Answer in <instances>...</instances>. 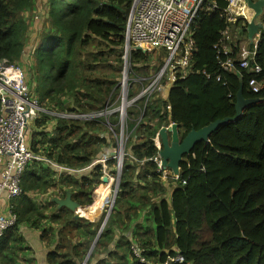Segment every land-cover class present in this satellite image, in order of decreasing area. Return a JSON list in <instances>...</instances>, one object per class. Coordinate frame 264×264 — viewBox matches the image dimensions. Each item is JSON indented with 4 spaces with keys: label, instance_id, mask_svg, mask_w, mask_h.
I'll use <instances>...</instances> for the list:
<instances>
[{
    "label": "trees",
    "instance_id": "1",
    "mask_svg": "<svg viewBox=\"0 0 264 264\" xmlns=\"http://www.w3.org/2000/svg\"><path fill=\"white\" fill-rule=\"evenodd\" d=\"M131 1L0 0V60L19 61L23 51L27 50L32 20L36 28L43 20L49 29L38 28V35L30 37L34 64L30 76L40 105L49 111L103 109L108 99L110 105L114 104L119 93L118 73L122 59L115 54L113 71L99 72L107 61L100 43L115 46L124 43L125 21ZM209 4L215 5L212 11L205 10ZM40 7L42 11L34 13V9ZM225 7L226 0H206L203 10L197 13L193 24V72L184 78L179 77L167 91L166 98L159 97L146 104L142 120L138 121L137 117L144 99L136 101L128 110L126 133L137 141L133 144L127 142L126 146H130L136 161L132 164L126 160L123 162L117 196L102 232L97 236L96 230L105 212L95 229L90 230L91 224L85 229L78 225L72 234L71 230L65 233L66 240L75 242L76 246L85 244L83 257L82 251L70 258L63 255L57 259L53 253L49 255L52 263L82 264L97 239L86 264L95 258L100 246L108 257L119 253L114 259L126 264L124 258L130 255V242L117 243L114 252L108 250L107 245L114 236V222L121 224L124 220H132L136 215L134 204L138 203L150 206L154 235L133 240L148 248L145 253L149 257L176 246L185 258L184 264H264V90L254 93L247 87L250 77L255 76L258 80L264 77V5L257 17L261 28L254 62L263 68V72L257 75L239 67L223 70L220 66L226 56H233H218L215 48L227 26L222 16ZM241 40H247L245 29ZM237 51L234 48V52ZM145 60V50H132L131 70L136 73L145 70V65H140ZM240 85L245 97L258 98L259 102L244 109L235 121L221 125L209 136L208 142L194 145L180 163V178L186 179V184L172 189L167 198L156 164L151 160L158 152L152 138L159 128L170 123L178 124L179 134L183 137L192 128L197 130L216 119L232 117ZM66 96L73 99L70 106L64 103ZM44 118L51 120L47 115ZM97 121L55 117L50 134L45 129L46 133L35 139L32 148L39 144L58 163L72 169L84 168L111 146L107 135L100 137ZM112 121L117 123L115 116ZM37 124L44 126V121ZM142 159H145L144 164L140 166L137 161ZM99 168L96 165L94 173L81 177L79 183L70 178H51L49 169L42 166L39 169L28 167L21 179L22 195L12 202L17 221L0 237V264H15L14 246L23 240L19 233L22 224L35 227L34 218L41 220L43 211L47 210L55 211L53 219L58 216L60 223L65 220L64 210L58 211L56 204L48 202L39 206L26 193L72 186V199L80 205H91L90 185L99 182V174L95 173ZM134 180L144 181L145 185L138 190ZM62 192L63 196L65 191ZM79 195L84 199L79 201ZM97 261V264H104L99 259ZM132 261L138 264L134 259Z\"/></svg>",
    "mask_w": 264,
    "mask_h": 264
},
{
    "label": "built area",
    "instance_id": "2",
    "mask_svg": "<svg viewBox=\"0 0 264 264\" xmlns=\"http://www.w3.org/2000/svg\"><path fill=\"white\" fill-rule=\"evenodd\" d=\"M205 1H131L123 34L125 49L123 55L124 65L126 66L130 59V52L136 49L165 50V64L160 70V74L154 80V83L142 88L137 95L132 97L129 96L126 89V84L128 83L125 77H123L120 97L118 98V93L114 104L111 105L108 99L105 107L100 110L88 112L46 110L40 105L38 97L33 91L31 74L27 72L31 62L26 64L20 59L17 62L9 63L5 59L0 60V237L3 236L8 228L14 226L17 221L16 213L12 209V202L22 195L21 179L28 167L34 169H39V166L48 168L51 178L75 179L76 177L80 178L88 171L94 170V167L99 165L100 168L95 173L98 172L100 183H102L103 178H106V183L110 182L111 186H113V173H116L117 181L122 171L123 162L127 158L125 156L129 155L132 163L136 161L131 152L124 151L126 141L124 139V133L126 132L125 124L129 119L128 110L135 105L136 101L144 99V106L139 108V115L137 117L138 121L142 120L146 104H150L156 98H163L164 92L166 91L167 93L169 90H163L165 86L158 85L163 76L167 74V77H165L167 80L166 86L171 87L179 77L184 78L193 72L191 62L193 53L195 52L193 24L197 13L203 10ZM214 8V4H209L205 10L212 11ZM253 15L254 10L248 6L247 0H226V7L222 12V16L225 18L227 26L221 32L220 39L215 48H217V52L219 53L218 56L220 54H232L233 56H226V59L220 62L223 70H232L239 67L247 73L256 75L261 73V71L263 72V68L254 62L255 46L260 28L255 31V42L252 49H249L240 41L244 29L248 35V24L251 22ZM254 23H259L257 18L254 19ZM234 48L238 49L237 53L234 52ZM216 80L219 81L220 77L217 76ZM247 87L254 93L263 91L264 77L261 80H258L255 76L250 77L247 81ZM116 102H119V104L117 105ZM46 115L50 116L51 120L45 119L44 116L46 117ZM113 116H115L117 123L112 121ZM55 117L74 120L97 119V123H102L106 127L105 134L114 139L116 149L113 148L108 153H100L94 157V160L89 165L81 169H72L58 163L54 158L49 157L39 144L35 149L32 148V144L36 140L29 139L28 130L32 120H37L36 122L40 123L38 120L43 118L44 125L52 122L46 128L48 134H50L49 132L55 125ZM36 138L38 139L39 135ZM152 139L158 152L151 160L156 164V171L160 174V180L166 182V177L170 175L171 190L184 186L186 179L180 178L181 168L179 169V174L175 175L171 170L165 169L161 165V158L159 156L161 143L158 131ZM157 141L159 142V146L156 143ZM108 142H111L110 139ZM144 160L137 161L138 165L142 166ZM183 160H185L184 157L182 158ZM113 161L117 163V167L112 163ZM70 190L71 188L64 189V186H62V190L58 187H52L43 192H29L26 195L35 204L45 206L48 202L55 204L53 202L55 198L62 199L67 193L71 194ZM62 191H65L64 197L62 196ZM117 192V189L114 190V194L110 195L108 199L110 204H107L105 209V216L107 218L113 208ZM91 195L93 196V194ZM99 229L100 227L97 230L98 235L102 232ZM147 251L148 248L145 245H141L136 240L130 241V255L138 264L185 263L184 256L176 246L165 248L161 253L152 257L147 256L145 253ZM161 254H163V257H161Z\"/></svg>",
    "mask_w": 264,
    "mask_h": 264
},
{
    "label": "crops",
    "instance_id": "3",
    "mask_svg": "<svg viewBox=\"0 0 264 264\" xmlns=\"http://www.w3.org/2000/svg\"><path fill=\"white\" fill-rule=\"evenodd\" d=\"M247 40L250 43L248 48L251 49L253 43L255 42L254 35L252 36V38H248L247 35ZM241 42L243 44H246V40H241ZM25 48L27 50L23 51L21 60L24 63H27L28 57L26 56V54L27 52L31 54V46ZM166 97H167V93L165 91L163 94V98ZM51 123L52 122H49L48 126L51 125ZM32 137L33 139H36L35 136ZM94 171L95 170L88 171L81 177L90 176L92 173H94ZM101 182L102 183H100L99 181L96 184L92 183L90 185L92 189L91 194H93L91 198H93V202H94L91 207L90 205H80L77 201H74L72 197L71 199L80 205L76 213L68 207L62 205L59 206L58 204H56L58 211L60 209L64 210L65 220H62L61 223L59 222L58 216L57 218L53 219V212L55 211L47 210V211H43L44 218H42L41 220H38L37 217L34 218L35 227H32L29 224H22L19 227V233L23 240L20 245L18 243L14 246L15 253L17 255L15 259V264H57V263H52L49 260V255L53 253H56L55 258L57 259L63 255H66L67 258H70L72 254L76 252L81 253L82 251L81 257H83V255L86 254V252L84 251L85 244L76 246L75 242L66 240L65 233L71 230L70 233L72 234V232L76 230V227L78 225L80 226L81 229H85L84 227L86 225L91 224L90 230L95 229V226L98 223V221H100L103 212H105L107 201L111 195L110 194V189L112 187L111 183L109 182L110 185L106 190V194H105L101 190L108 183H106L107 181L106 182L101 181ZM133 182H135L134 186L138 190H140V188L145 185V182L141 180L139 181L134 180ZM160 183L165 188L166 191L165 195L167 194V196H170L172 190L170 184L167 183V180L166 182L160 180ZM85 185H88V182H86ZM100 186H102V188H99ZM77 199L81 201L84 199V196L79 195ZM134 205L136 209V215L132 216V220L130 221L124 220V222L121 224H116V221L114 222L113 225L114 236L111 242H109V244L107 245L108 250L113 252L116 251L117 243L130 242L138 237L145 238L151 236L152 234L154 235L153 233L154 231L152 228L153 226L151 223L152 220H151L150 206L149 205L140 206L138 203H135ZM99 210L100 213L97 218H93L90 216V215L92 216L96 215L99 212ZM66 217H68V219H66ZM71 220H73L75 223L71 222ZM66 221H69V223L65 224ZM144 232H146L147 235L142 236ZM97 250H98L97 255L95 256V258L90 259L89 264H97L98 263L97 259H99V261H103L104 264L105 262L108 264H120L118 263V260H116V258L114 259V257H119L120 255L119 253L118 254L112 253L111 257H108L106 253L105 254L103 253L101 246L98 247ZM124 259L126 261V264H134L132 261L133 259L131 258L130 255L127 254Z\"/></svg>",
    "mask_w": 264,
    "mask_h": 264
},
{
    "label": "rangeland",
    "instance_id": "4",
    "mask_svg": "<svg viewBox=\"0 0 264 264\" xmlns=\"http://www.w3.org/2000/svg\"><path fill=\"white\" fill-rule=\"evenodd\" d=\"M41 9H42L41 7L37 8V9L35 8L34 9V13L36 11H42ZM43 10H44V8H43ZM30 13H32V12H30ZM257 21H258V18H257ZM43 22H44L43 20L39 21L38 22L39 24H38L37 27L40 28L41 30H44V29L48 30L49 28H47L45 26L46 24H44ZM30 27H31L30 28V32L28 34L29 37H28V40L26 41V47L31 46L30 45V43H31L30 42V37L32 35H38V32L36 31V30H38V28L35 27L33 20H32V23L30 24ZM249 45H250V43L248 42V40H246L245 46L248 47ZM100 48L102 50V53H103L104 57H106L107 61L105 63V66L99 69V72L101 71L104 74V73L113 71V69L111 67H115V64H116V60H113V58L115 57V54H118L121 57V59H122L121 70L118 73L119 77H120L119 78L120 80H119V83H118V87H119L118 98L120 97V94H121V91H122L121 82H122L123 77H125L126 82L128 83V84H126V89L128 90L129 96L132 97L131 93H133V96H135V95H137L140 92V90L142 88L148 87L149 85L154 83V80L156 79V77L161 72L160 70L164 67L165 60H166V52H165V50H161V49H158V50L146 49L145 50L146 60H145V62H143V63L141 62V64H140V65L144 64L146 68H145V70L142 69V71H137V73H136V72L132 71L131 68H130V61H129L130 59L128 60L127 65L126 66L124 65L123 55L125 53V49H124V45L123 44H121L119 46H115V45H111L109 43L102 42V43H100ZM111 50H113L112 54H110ZM26 56L28 57L27 63L31 62V65H29V67L27 65V67H28L27 72H29L31 74V71L34 69L32 55L27 52ZM165 77H167V74H166V76H163L162 79L158 82L159 86H161V85L165 86L163 90H165V89L167 90V89L170 88L169 86H166L167 80L165 79ZM145 78H148V80H146ZM70 100H73V99L68 97V96H66V98L64 99L65 105L70 106ZM53 101L57 102V100H53ZM118 104H119V102H117V105ZM57 105L59 107H61L58 103H57ZM46 108H48V107H46ZM42 120H43V118L38 120V121H40V123H41ZM36 121L37 120H35V121L32 120L30 125H29V127H28L29 128L28 129L29 130V139H33L32 136H34V135L37 136V135L45 134L46 132H48V131L45 130L48 127L47 124L44 125V126L43 125H39V124H37ZM44 124H45V122H44ZM98 129L100 130V132H98L100 137H104L106 135L109 136L108 134H105L106 127L104 126V124L100 123V125L98 126ZM109 139L111 141V145L112 146L109 147L110 149L107 148L106 150H103V153H108L113 148L116 149V146H115V143H114V139L112 137H110V136H109ZM124 139L126 140L125 141V146H124V151L131 152L130 151V146L129 145L126 146V143L128 142V143L133 144L134 142L137 141V139L135 137L130 138L129 137V133H126V132L124 133ZM156 143L159 146V142L157 141ZM125 157H127L125 159L127 162L132 163V159H131V157L129 155H126ZM112 163L115 165V167H117V163H115V161H113ZM113 175H114V184H113V186L110 189V194L111 195L114 194L115 185L117 184V181H116L117 175H116V173H113ZM120 175H121V173H120ZM79 179H80L79 177H76L75 181H79V183H81V181ZM166 180H167V183L170 184L171 176L168 175L166 177ZM109 185L110 184L108 183L106 186H104L105 188L102 189L101 191H103L106 194V190L108 189ZM118 185H119V183H118ZM70 187L72 188V186H64V189L70 188ZM99 188H102V186H100ZM166 197L168 198L167 195H166ZM92 200H93V198H92ZM93 203L94 202H92L91 205H93ZM107 204H110L109 200L107 201ZM87 208H88V206H87ZM100 210H101V208H100ZM100 210H99V212L96 215H94V216L90 215V216L93 217V218H97L99 216ZM85 264H86V262H85Z\"/></svg>",
    "mask_w": 264,
    "mask_h": 264
},
{
    "label": "water",
    "instance_id": "5",
    "mask_svg": "<svg viewBox=\"0 0 264 264\" xmlns=\"http://www.w3.org/2000/svg\"><path fill=\"white\" fill-rule=\"evenodd\" d=\"M247 4L249 7L253 8L254 15L251 19V22L248 24V38H252L257 31L258 28H261L260 23H254V19H256L262 10V6L264 5V0H247ZM258 98H247L243 94L242 85H240L237 93L236 99L234 102V115L232 117H224L220 119H216L207 125H204L200 129L192 128L189 130L183 137L179 134V126L176 123H171L167 127L163 126L158 130V135L161 143V148L159 150V156L161 158V165L165 169H169L173 172V174H179L180 163L182 162V158L191 153L194 145L198 142H208L209 136L215 132L221 125L226 124L228 122L235 121L244 109L253 105L256 102H259ZM114 154V153H113ZM120 175L117 178V184L115 185V190L118 189ZM103 182H106L107 179L103 178ZM55 204L59 206H65L73 210L75 213L79 208V204L74 202L71 199V194L67 193L66 196L62 199H53ZM107 217L105 216L103 222L100 225L99 231H101L106 223ZM98 236V234H97ZM97 239L94 240V243L90 247L85 260L82 264L86 262L88 259L94 244Z\"/></svg>",
    "mask_w": 264,
    "mask_h": 264
},
{
    "label": "bare ground",
    "instance_id": "6",
    "mask_svg": "<svg viewBox=\"0 0 264 264\" xmlns=\"http://www.w3.org/2000/svg\"><path fill=\"white\" fill-rule=\"evenodd\" d=\"M109 183V182H108Z\"/></svg>",
    "mask_w": 264,
    "mask_h": 264
}]
</instances>
